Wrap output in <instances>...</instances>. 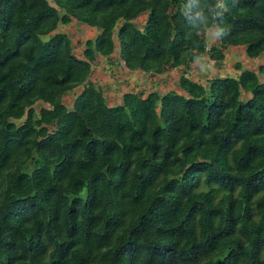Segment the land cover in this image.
I'll list each match as a JSON object with an SVG mask.
<instances>
[{
	"label": "trees",
	"instance_id": "obj_1",
	"mask_svg": "<svg viewBox=\"0 0 264 264\" xmlns=\"http://www.w3.org/2000/svg\"><path fill=\"white\" fill-rule=\"evenodd\" d=\"M53 1L0 0V264H264V62L190 74L264 56V0H224L222 24L217 0ZM73 20L97 29L81 55ZM117 50L177 88L109 101L90 75Z\"/></svg>",
	"mask_w": 264,
	"mask_h": 264
},
{
	"label": "rangeland",
	"instance_id": "obj_2",
	"mask_svg": "<svg viewBox=\"0 0 264 264\" xmlns=\"http://www.w3.org/2000/svg\"><path fill=\"white\" fill-rule=\"evenodd\" d=\"M50 1L54 3L53 0ZM144 21L145 14L138 18L139 23H143ZM56 31H65L71 36L74 52L78 55L83 53L86 39L94 37L97 33L95 27L80 23L77 20H73L67 24L61 22ZM213 31L214 28L212 27L207 31L210 45L212 42L216 41L217 38L212 37ZM54 32L44 37L49 38ZM225 50L226 57L221 61H216L207 54L199 58L192 64L190 74L194 78L204 81L207 76L210 77L216 74H235L238 71L235 67L238 62L241 63L243 68L256 70L258 65L264 62V56L257 58L248 57L244 51V47H230ZM113 59L114 63H112L109 58L99 57L94 62V70L90 75V80L96 85L103 87L105 95L109 101L113 103L120 101L123 93L129 90H149L153 88H162L165 90L174 87L177 88L178 78L181 73L180 68H175L162 74L147 73L142 70H129L121 64L118 57V50L114 53ZM83 87L84 85H79L74 91L66 94L65 102L69 106H72L76 93L80 92ZM42 104L44 103L39 102L36 104V109L38 111Z\"/></svg>",
	"mask_w": 264,
	"mask_h": 264
},
{
	"label": "clouds",
	"instance_id": "obj_3",
	"mask_svg": "<svg viewBox=\"0 0 264 264\" xmlns=\"http://www.w3.org/2000/svg\"><path fill=\"white\" fill-rule=\"evenodd\" d=\"M233 7H236L237 5H232ZM185 15L188 14L189 11H191V0H189L188 4L185 5ZM215 9H218V11L214 12V15L212 17L213 24L219 23L222 24V18L224 16V13L228 11V5L224 2V0H217V3L215 5ZM196 21H199V23H194V27L198 30L200 25L205 24L207 22V18L204 16L203 11L196 13ZM229 35V32L227 28L221 27L215 31L212 32V37H221V36H227Z\"/></svg>",
	"mask_w": 264,
	"mask_h": 264
}]
</instances>
